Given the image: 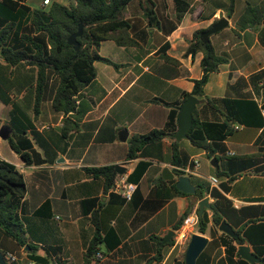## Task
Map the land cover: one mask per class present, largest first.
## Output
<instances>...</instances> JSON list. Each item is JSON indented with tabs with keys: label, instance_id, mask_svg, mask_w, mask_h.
Returning <instances> with one entry per match:
<instances>
[{
	"label": "crops",
	"instance_id": "obj_1",
	"mask_svg": "<svg viewBox=\"0 0 264 264\" xmlns=\"http://www.w3.org/2000/svg\"><path fill=\"white\" fill-rule=\"evenodd\" d=\"M148 1H132L124 14L125 19L133 24L130 35L135 43L127 47L119 46L114 40L101 43L99 54L119 67L95 62L97 77L83 90L76 112L68 115L56 112L52 101L46 100L37 117L33 111L28 113L38 133L32 157L35 162L26 165L13 150L14 154L11 152L5 157L0 154L1 159L14 164L24 176L26 193L19 216L27 242L37 248L36 255L47 259L46 264L151 263L159 247L158 238L162 239L173 230L185 211L191 209V215L199 208L201 200L194 195H177L169 182L172 179L177 181L178 177L170 162L171 146L176 139L168 136L161 142L150 144L136 159L130 160L126 156L130 138L163 128L170 112L176 108L174 104L184 102V94L193 90V80L202 76L203 53L186 55L194 33L209 28L223 16L228 17L225 8H218L211 0H189L193 11L169 32L170 23L175 20L173 0H151L161 21L159 26H150L145 17L143 8L148 6ZM243 12L238 15L235 9L228 18L229 26L210 36L216 53L228 61L210 75L205 86L207 97H257L250 77L264 69V43L261 40L264 23L256 30H239L237 23ZM107 42L113 56L103 52ZM166 43L169 48L165 53L169 58L159 51ZM28 74V67L8 70V86L11 88L7 90L8 98L18 102L23 100L25 91L18 96L13 93ZM14 81L16 84L12 87L10 82ZM262 97L260 92V100ZM31 100L33 95H29L28 103ZM202 100L204 102L200 104L205 103V99ZM0 103V127L11 126L12 105L1 100ZM205 116L213 119L209 110ZM67 118L69 120L65 122ZM123 129L128 131L125 141L119 138ZM260 136L262 140L257 144ZM178 142L182 154L189 157V163L194 159L200 163L194 173L189 174L195 179L209 183L208 178L216 177L215 172L220 166L222 169L229 167L224 159L218 163V169L213 167L205 151L195 147L188 138ZM223 144L227 156H232L228 154L232 152L236 156L262 154L260 158L264 160V128L242 127ZM260 148L262 153H259ZM219 155L224 156V153ZM203 157L208 163L202 166L200 158ZM142 161L149 163L145 173L139 182H130L128 177ZM109 165H122L125 172L116 175L115 187L106 192L104 180L90 175L86 168ZM165 168H169L175 177L165 180L162 176ZM160 178L166 183H161ZM217 179L220 184L221 179ZM123 183H133L137 190L132 199L120 203L123 196L117 186ZM219 184L210 186L219 187ZM140 196L142 200L137 207L135 203ZM227 196L238 208L258 203L249 200L264 197V176L256 175L253 169L243 172L232 183ZM204 198H208L210 204L213 202L209 195ZM97 228L101 237L98 253L104 257L96 254L85 262L86 249ZM206 236L210 241L209 235ZM188 243L187 234L178 238L176 232L175 243L164 249L165 258L161 264H174L176 259L185 257ZM245 245L253 251L251 245ZM30 251L28 246L21 248L14 253L17 260L11 263L31 264ZM222 257L224 248L217 261Z\"/></svg>",
	"mask_w": 264,
	"mask_h": 264
},
{
	"label": "trees",
	"instance_id": "obj_2",
	"mask_svg": "<svg viewBox=\"0 0 264 264\" xmlns=\"http://www.w3.org/2000/svg\"><path fill=\"white\" fill-rule=\"evenodd\" d=\"M134 0H69L64 4L58 0H52L48 8L32 9L28 0H0V100L5 104H11L12 110L10 125L13 132L8 139L11 149L20 156L26 165L34 161V142L38 140L32 117L28 115L25 100L21 102L8 98V70L10 68H29L24 82L16 87L15 96L25 91L33 95L32 111L35 117L40 113L41 105L46 100L52 101V107L56 112L68 115L77 111V102L82 96L83 90L97 77L95 62H105L116 68L119 65L111 59L99 54V48L103 41L114 40L119 46H131L135 40L130 32L134 27L131 21L125 19L127 6ZM148 6L143 8L145 17L150 26H159L161 21L154 10L153 1H148ZM175 7V20L172 21L169 32H172L181 23L184 16L193 11L189 0H173ZM236 0L226 3H215L218 8L227 10V17L231 18L235 11ZM216 20L214 23H216ZM213 23V24H214ZM264 23V0L257 4L247 3L243 14L240 16L237 27L239 30L247 28L258 29ZM83 24V34L78 38L80 50L76 52L73 46L68 44V38L76 33ZM213 24L209 27L211 28ZM162 25H165L163 23ZM207 28V29H209ZM207 29H200L194 33L186 55L203 53L201 61L202 76L194 79V87L188 95H194L198 99H205L204 104L197 106L194 111L193 125L188 133V139L197 147L205 151L207 158L215 159L220 163L227 160L229 167L216 170V177L221 179L219 187H211L203 179L191 177L197 186L195 194H186L176 187V180L172 179V189L177 195H194L197 200H202L206 195L213 198L211 208L206 209L201 217H198V232L206 235L210 241L206 249L197 259V264H251L242 258L238 252L239 246L248 243L253 252L260 258L257 264H264V197L253 198L249 201L256 204L236 207L227 196L230 193L232 183L243 172L253 169L256 175L264 176V160L262 154L255 156H227L224 141L240 128H264V69L254 73L250 82L257 97H223L211 98L205 94V86L209 82L210 75L216 72L220 65L227 63L228 59L216 53L211 41L203 43L200 35ZM261 40L264 43V29L261 31ZM169 44L166 43L159 50L164 57ZM11 86L16 82H10ZM18 85V84H17ZM262 90V91H261ZM260 92L263 97L260 100ZM183 101L175 103L165 126L161 129L144 135H135L129 140L127 159L138 158L142 151L150 144L158 143L163 138L171 136L177 130V108ZM212 113L213 119L205 116L207 111ZM69 119H65L67 122ZM63 133L67 135L65 129ZM31 134V136H30ZM262 140L260 136L257 144ZM263 149L260 148L259 153ZM224 153V156H220ZM171 164L173 172L177 176L184 173L178 167L189 164V157L184 156L179 147V142L173 140L171 146ZM149 163L139 162L128 180L137 183L145 173ZM235 169V170H234ZM86 171L95 178L104 180V190L108 192L115 187V165L86 168ZM161 183H166L159 179ZM137 190V189H136ZM26 193V184L23 174L17 167L0 158V250L6 256L14 254L21 248H30L29 258L33 262L46 264V258L36 255L37 248L27 242L26 230L19 216L22 199ZM134 195V194H133ZM132 195V196H133ZM132 199V198H131ZM135 203L138 207L142 200ZM95 202L96 200H92ZM127 199L122 197L120 203ZM198 212V210H197ZM191 213V209L185 211L179 221L173 226L178 231L183 226L184 220ZM227 221L238 234V237L221 232L219 227L223 221ZM98 227V226H97ZM101 241L98 228L94 239L85 252V262L93 258L99 252ZM161 238H158L159 247L153 261L148 264H161L165 258L164 249L173 246L175 240L160 246ZM224 248V257L219 259L221 249ZM174 264H185V257L176 259Z\"/></svg>",
	"mask_w": 264,
	"mask_h": 264
},
{
	"label": "water",
	"instance_id": "obj_3",
	"mask_svg": "<svg viewBox=\"0 0 264 264\" xmlns=\"http://www.w3.org/2000/svg\"><path fill=\"white\" fill-rule=\"evenodd\" d=\"M229 26V19L226 17H221L213 26L205 31H203L200 35V39L203 43L210 42V36L216 34L223 29ZM84 25L81 24L79 29L76 33L72 34L68 38V44L73 46L74 50L78 52L80 50V43L78 38L83 34ZM1 51V47H0ZM204 102L202 99H198L194 95H188L187 98L184 100L182 105L179 108V112L177 114L176 123H177V130L175 133L171 134V137L180 141L188 137V133L193 125L194 119V111L196 110L197 106ZM13 132V128L9 125H3L0 127V138L3 140H8ZM128 137V131L123 129L119 133V138L122 141H125ZM211 165L215 168H219L218 163L215 159L211 160ZM125 172V167L122 165H116L114 175L123 174ZM165 180H170L175 177V175L171 172L169 168H165L162 174ZM176 187L179 191L186 193V194H195L196 193V186L193 185L189 176H178L176 181ZM211 204L209 203L208 198H204L199 203L198 208V217H201L206 209H210ZM221 232H224L231 237H238V234L235 232L234 228L227 223V221H223L219 227ZM176 231L169 230L168 233L161 239L160 246L175 240ZM209 243V238L206 235L194 233L187 245V249L185 251V264H197V259L201 255V253L206 249ZM238 252L240 256L251 264H257L261 260L260 258L251 250L250 246L248 245H241L239 246ZM0 264H8L6 256L0 250Z\"/></svg>",
	"mask_w": 264,
	"mask_h": 264
},
{
	"label": "built area",
	"instance_id": "obj_4",
	"mask_svg": "<svg viewBox=\"0 0 264 264\" xmlns=\"http://www.w3.org/2000/svg\"><path fill=\"white\" fill-rule=\"evenodd\" d=\"M51 3V0H43V6H47ZM263 117H264V110L262 111ZM229 155H235V153H228ZM200 165L199 161L197 159H194L191 161L187 166L185 167H178L180 171H182L184 174L181 176H187L189 174L194 173V168H198ZM208 181L211 185L217 186L219 184V180L216 177H209ZM117 189L121 192L122 196L125 197L127 200H130L132 198V195L137 189V186L133 183H123L119 184L117 186ZM198 223V214L197 211L189 215L183 223V226L180 230L177 231L178 238H184L186 236L187 230L190 228H193ZM97 255L100 258H103L104 255L97 253ZM7 261L15 262L17 260V257L14 254L8 253L6 255ZM33 264H39L37 262H33Z\"/></svg>",
	"mask_w": 264,
	"mask_h": 264
},
{
	"label": "rangeland",
	"instance_id": "obj_5",
	"mask_svg": "<svg viewBox=\"0 0 264 264\" xmlns=\"http://www.w3.org/2000/svg\"><path fill=\"white\" fill-rule=\"evenodd\" d=\"M58 1H60V2H62V3H64V4H68L69 3V0H58ZM51 2H52V0H51ZM210 2H212V3H217V2H222V3H228V5L231 3V0H211ZM251 3V4H257V3H260V1L259 0H236V2H235V9L237 10V13H238V15H240L243 11H244V8H245V6L247 5V3ZM28 3H29V5H31L34 9H41L42 7H43V0H29L28 1ZM50 5V4H49ZM48 5V6H49ZM48 6H44L45 8H48ZM211 7H213V5L211 6ZM225 16H227V10H225ZM219 33V32H218ZM213 35H216V34H213ZM236 38V37H235ZM243 39H244V37H243ZM238 40V39H237ZM108 42H107V44H104V46H103V52L105 53V54H108L109 56H113L112 55V51H111V49L108 47ZM28 97H29V94L27 93L25 96H24V100H25V105H26V110H27V112L28 113H31L32 112V106H33V104H32V102H34L33 100H31L30 101V103H28ZM28 103V104H27ZM0 105H2L1 103H0ZM2 114H3V112H2ZM10 123V122H9ZM12 152V149H11V147H10V145H9V143L8 142H6V141H0V154H1V156L3 157H5V156H7V154L8 153H11ZM13 154H14V152H12ZM200 160H201V163H202V166L203 165H205L206 163H208V159L207 158H205V157H203V158H200ZM210 163V162H209ZM248 180H246V182H247ZM192 232H194V233H197L198 232V224H196L193 228H190L189 230H187V232H186V234L189 236V240H190V234L192 233ZM207 235H208V233H207ZM8 262V264H12L10 261H7ZM31 264H33V262H31Z\"/></svg>",
	"mask_w": 264,
	"mask_h": 264
},
{
	"label": "clouds",
	"instance_id": "obj_6",
	"mask_svg": "<svg viewBox=\"0 0 264 264\" xmlns=\"http://www.w3.org/2000/svg\"><path fill=\"white\" fill-rule=\"evenodd\" d=\"M177 232V231H176Z\"/></svg>",
	"mask_w": 264,
	"mask_h": 264
}]
</instances>
